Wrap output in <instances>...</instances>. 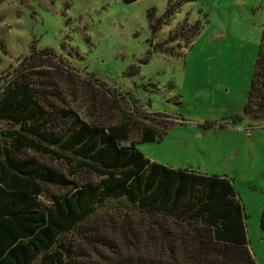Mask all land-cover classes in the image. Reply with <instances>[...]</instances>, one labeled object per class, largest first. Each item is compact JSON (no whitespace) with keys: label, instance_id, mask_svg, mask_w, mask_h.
I'll list each match as a JSON object with an SVG mask.
<instances>
[{"label":"rangeland","instance_id":"1","mask_svg":"<svg viewBox=\"0 0 264 264\" xmlns=\"http://www.w3.org/2000/svg\"><path fill=\"white\" fill-rule=\"evenodd\" d=\"M167 1L0 0V89L32 48L49 46L55 54L25 64L48 80L51 108H71L106 124L127 112L137 118L133 140L146 115L172 122L161 139L137 142L136 147L172 167L229 177L243 205L249 249L257 264H264V120L243 114L259 51L264 0L185 1L153 41L174 34L181 23L186 28L198 22V32L184 31L167 43L173 53L148 55L146 10L155 6L159 15ZM235 114L242 117L232 122ZM54 115L58 128L63 119ZM22 155L67 173L66 165L50 155L32 149ZM71 177L79 183L99 180L88 170ZM67 189L44 183L40 201L49 204L52 194ZM69 237L77 250L95 258L77 232Z\"/></svg>","mask_w":264,"mask_h":264},{"label":"trees","instance_id":"2","mask_svg":"<svg viewBox=\"0 0 264 264\" xmlns=\"http://www.w3.org/2000/svg\"><path fill=\"white\" fill-rule=\"evenodd\" d=\"M185 1L168 0L159 15L155 6L146 10L148 55L173 53L167 43L184 31L198 32V22L186 28L181 23L174 34L153 41ZM53 54L49 46L32 48L0 89V264H257L232 180L144 155L136 143L161 139L173 124L156 115L144 116L133 140L137 118L127 112L106 124L71 108H51L48 80L25 63ZM54 114L63 119L58 128ZM243 114L264 120V21ZM241 117L235 114L232 122ZM24 149L63 162L67 173L23 156ZM82 170L99 180L79 183L71 177ZM44 183L68 189L42 204ZM73 232L95 258L77 250Z\"/></svg>","mask_w":264,"mask_h":264}]
</instances>
